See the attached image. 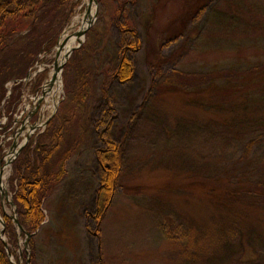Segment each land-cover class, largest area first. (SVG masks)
<instances>
[{
	"label": "trees",
	"instance_id": "obj_1",
	"mask_svg": "<svg viewBox=\"0 0 264 264\" xmlns=\"http://www.w3.org/2000/svg\"><path fill=\"white\" fill-rule=\"evenodd\" d=\"M97 1L101 3L102 0ZM111 1L117 4L109 25L114 36V61L103 72L105 80L99 89L96 114L91 115L87 105L93 93L88 69L92 52L87 43L77 48L66 62L63 70L64 97L56 114L48 120L42 132L26 143L11 165L13 173L10 179L16 184L11 200L21 229L19 231L0 208L5 222V243L9 252L16 256L19 235L29 233V264H36V234L39 236L45 228V203L66 180V162L78 152L86 138L85 130L89 123L99 143L92 151V173L96 179L89 195L90 207L81 213V218L86 221L84 229L90 244L81 254L73 236H66L63 259L58 263L105 264L100 250V225L125 172L123 141L127 130L126 123L115 114L117 111L120 114V111L108 89L112 85L128 84L133 79L132 55L143 47L136 25L131 18L130 21L124 18L127 6L131 9L137 0ZM214 1L186 0L179 27L167 40L168 45L187 38L186 31L201 21ZM83 2L43 0L38 5L31 4V22L22 34H0V102L5 96L3 83L23 75L33 65L38 51L53 48ZM20 4L16 2V7ZM232 10L238 19L232 16L229 25L248 24L250 28L264 32L263 12L260 14L248 7L246 10L252 14L240 17L244 11L242 8L233 6ZM7 14L8 11L0 6L1 23ZM96 33L97 28L88 32L87 40ZM160 45V50L154 54L152 67L159 66L164 58L160 55L164 45ZM245 46L249 47L239 49ZM234 48L238 49L234 51L233 58L224 63L204 67L203 71L173 69L161 81H151L142 99L144 103L151 94L158 92L156 100H153L155 104L167 106L172 101L181 113L178 116L189 118L197 128L207 131L212 137L220 135L224 140H217L221 145L213 148L206 157L199 149L186 153L162 149L154 153L151 160L152 164L158 163L159 167L166 168V176H155L141 184L131 183L126 188L155 193L152 196L159 195L156 193L162 190H176L185 201L192 199L200 205L203 217L199 223H191L192 232L202 239V232L206 233L200 226L204 223L209 226L212 236L210 243L200 244L203 251L199 257L192 255L193 264H212L222 258L232 233L240 243L252 249L256 259L262 257V250L256 245L264 244V35H255ZM16 90L18 92L15 87L7 105L18 100ZM55 165H58V170L54 169ZM63 222L62 229L70 230V225ZM5 243L0 238V264H12L6 254ZM26 263L25 260L23 264Z\"/></svg>",
	"mask_w": 264,
	"mask_h": 264
},
{
	"label": "rangeland",
	"instance_id": "obj_2",
	"mask_svg": "<svg viewBox=\"0 0 264 264\" xmlns=\"http://www.w3.org/2000/svg\"><path fill=\"white\" fill-rule=\"evenodd\" d=\"M41 1L43 0H0V6L8 11L6 17L2 18V23L0 22V34L7 35L10 32L22 34L21 32H24L31 22L33 9L30 5H38ZM87 1L84 0L82 6L78 8L53 48L43 49L40 53L38 51L34 55L33 65L27 68L23 75L3 83L5 96L0 102V208L11 219L16 217L14 202L10 201L16 184L10 179L13 173L11 163L6 164L5 160L15 139L22 141L26 135L25 132L18 137L16 130L12 131L13 127L15 124H21L26 117L30 119V123L35 120L42 123L43 126L37 128L28 139L45 129L43 123L64 97L63 70L66 62L77 48L84 47L87 43L92 52L88 69L93 92L87 100V105L91 115L96 114L99 89L102 80H105L103 72L107 65L114 61L112 39L114 36L109 25L117 4L111 0H102L101 3L96 0L92 3L90 9L92 23L77 40L74 33L82 29L81 21L84 18ZM16 2H21L20 9L16 7ZM136 3L131 9L127 6L124 13V18L128 21L131 18L136 25L142 39V49L132 55L134 76L128 84L112 85L108 89L120 111L119 114L116 110L115 114L127 125L123 141L125 172L114 195V201L100 225V250L105 264H193L192 255L196 254L199 257L203 251L201 245L210 243L212 236L209 226L204 223L200 226L206 233L202 232V239L192 232L191 223H199L203 217L200 205L192 199L185 201L176 190L166 192L162 190L156 193L159 195L152 196L155 193L146 191L143 193L140 189L126 188L131 183L141 184L155 176H166V168L159 167L158 163L152 164L151 158L154 153L162 149L167 152L176 150L185 153L199 149L206 157L214 150L213 148L221 145L217 142L221 138L220 135L212 137L207 131L197 128L188 120L189 118L178 116L181 113L172 101L171 105L167 106L155 104L153 100L158 92L151 94V98L148 97L145 104L142 99L151 81L154 83L161 81L173 69L203 71L204 67L231 60L234 51L238 49L234 48L237 44L244 43L255 35H264L263 31L250 28L248 24L229 25L232 16L238 19L232 10L233 6L244 10L239 14L240 17L252 14L246 10L248 7L262 14L264 0H215L201 21L186 31L187 38L178 40L177 43L171 42L169 45L167 40L179 27V17L186 0H137ZM96 28L98 33L87 40L86 34ZM97 34L99 35L96 37ZM67 36L68 44L71 43L69 47L74 50L67 59H62L63 67L58 71L59 78L51 83L58 44ZM73 37L75 39L71 42ZM160 44L164 45L160 51L164 58L159 66L152 67L154 54L160 50ZM248 47L239 49L246 50ZM50 86L52 90L40 100L42 92ZM15 87L18 88V92L16 90L19 94L18 100L7 105ZM85 133L86 138L78 152L66 162V180L59 184L57 191L45 203V228L39 236L36 234L38 239L35 250L36 264H59L58 260L62 261L64 255L63 243L66 242L65 237L68 235L73 236L74 244L81 254L90 244L84 229L86 221L81 218V213L90 207L89 195L93 191L96 179L92 173L94 168L92 151L99 143L90 123ZM54 169L58 170V165H55ZM126 183L129 184L124 186ZM191 214L192 217H189ZM63 221L70 225V230L62 229ZM15 226L17 228V225ZM28 234L19 235L18 249L15 251L16 256L12 255V264H23L25 260L28 261L30 256ZM229 235L227 252L212 264H264V244L255 241L257 249L262 250V257L256 259L251 248L240 243L234 233ZM3 238L5 240V234Z\"/></svg>",
	"mask_w": 264,
	"mask_h": 264
},
{
	"label": "water",
	"instance_id": "obj_3",
	"mask_svg": "<svg viewBox=\"0 0 264 264\" xmlns=\"http://www.w3.org/2000/svg\"><path fill=\"white\" fill-rule=\"evenodd\" d=\"M96 0H88V2L86 3V10H85V13H84V15H87V16H89V19H88V22H87V25L84 27V29H81V30H78V31H76L75 33H74V35L75 36H78V37H80L81 35H84V33H85V31L87 30V29H89V26H90V24L92 23V21H91V19H90V9H91V4L92 3H94ZM65 38H67V39H65ZM64 38V40L60 43V44H58V51H57V56L60 54V51H61V49L63 48V46L65 45V42L69 39L68 37H65ZM74 50V48H68V51L65 53V55H64V57H65V59H67V57L69 56V54L72 52ZM63 66H62V64H57L56 62H55V64H54V74L52 75V77H51V83H53V81H55V76L58 74V71L62 68ZM12 219H13V222H15V224L17 225V228L18 229H21V227H20V225H19V222H17V219H16V217H12ZM0 224H1V229H0V238L2 239V241H3V243H5V240H4V226H5V224H4V222L2 221V219H1V217H0ZM28 237H30V235L28 234ZM28 239V238H27ZM5 249H6V254H8V258L10 259V261H11V263H13V261H12V254L9 252V249H8V244L7 243H5ZM27 263H28V261H26Z\"/></svg>",
	"mask_w": 264,
	"mask_h": 264
},
{
	"label": "bare ground",
	"instance_id": "obj_4",
	"mask_svg": "<svg viewBox=\"0 0 264 264\" xmlns=\"http://www.w3.org/2000/svg\"><path fill=\"white\" fill-rule=\"evenodd\" d=\"M88 18H89V16H87V15H84V18L82 19V21H81V23H82V29H84V27L86 26V21L88 22ZM68 37V36H67ZM65 38V37H64ZM77 40L79 39L78 38V36H76L75 37ZM74 37H73V39L71 40V42H73L74 41V39H75ZM65 39H67V38H65ZM71 44V43H70ZM70 44H68V41H66L65 42V45L63 46V49H67V48H69V46H70ZM60 56L57 58V61H56V63L59 65L60 63H62V53L60 52V54H59ZM59 77H58V74L55 76V79H58Z\"/></svg>",
	"mask_w": 264,
	"mask_h": 264
}]
</instances>
